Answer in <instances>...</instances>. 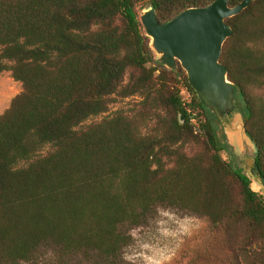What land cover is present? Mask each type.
<instances>
[{"label":"trees","instance_id":"1","mask_svg":"<svg viewBox=\"0 0 264 264\" xmlns=\"http://www.w3.org/2000/svg\"><path fill=\"white\" fill-rule=\"evenodd\" d=\"M216 1L0 0V76L22 89L0 115V264H125L131 232L161 208L205 218L236 264H264V197L223 158L220 122L180 65L156 61L139 17ZM226 23L221 63L264 186V0Z\"/></svg>","mask_w":264,"mask_h":264},{"label":"water","instance_id":"2","mask_svg":"<svg viewBox=\"0 0 264 264\" xmlns=\"http://www.w3.org/2000/svg\"><path fill=\"white\" fill-rule=\"evenodd\" d=\"M255 1L244 0L231 8L229 0H218L204 8L188 9L165 23L158 20L152 6L139 14L156 61L169 71L180 65L186 72L204 109L220 122L228 151L235 156H240L245 146L256 154L257 147L246 131L221 56L225 42L233 35L226 20L240 15Z\"/></svg>","mask_w":264,"mask_h":264},{"label":"rangeland","instance_id":"3","mask_svg":"<svg viewBox=\"0 0 264 264\" xmlns=\"http://www.w3.org/2000/svg\"><path fill=\"white\" fill-rule=\"evenodd\" d=\"M0 115L21 92V84L10 73L0 76ZM5 87H4V86ZM128 99L111 106L109 114L132 106ZM103 117L89 120L86 125L98 123ZM255 153L245 146L240 156L223 153V158L233 167L242 170L252 179V189L264 197V186L256 176L253 166ZM133 244L125 250V264H236L233 245L223 234L211 233L207 220L177 210L161 208L147 228L131 232ZM39 264H54L51 255L45 254Z\"/></svg>","mask_w":264,"mask_h":264},{"label":"built area","instance_id":"4","mask_svg":"<svg viewBox=\"0 0 264 264\" xmlns=\"http://www.w3.org/2000/svg\"><path fill=\"white\" fill-rule=\"evenodd\" d=\"M180 96H181L182 101L185 104H190L191 103L192 97H191V94H190L189 90L186 87H182L180 89Z\"/></svg>","mask_w":264,"mask_h":264},{"label":"bare ground","instance_id":"5","mask_svg":"<svg viewBox=\"0 0 264 264\" xmlns=\"http://www.w3.org/2000/svg\"><path fill=\"white\" fill-rule=\"evenodd\" d=\"M1 86V85H0ZM4 86V85H3ZM5 87V86H4Z\"/></svg>","mask_w":264,"mask_h":264}]
</instances>
